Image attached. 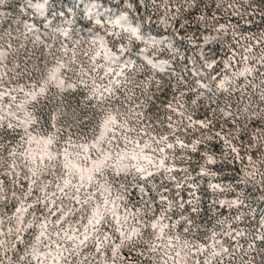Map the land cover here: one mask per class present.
<instances>
[{
    "label": "trees",
    "instance_id": "trees-1",
    "mask_svg": "<svg viewBox=\"0 0 264 264\" xmlns=\"http://www.w3.org/2000/svg\"><path fill=\"white\" fill-rule=\"evenodd\" d=\"M0 264H264V0H0Z\"/></svg>",
    "mask_w": 264,
    "mask_h": 264
}]
</instances>
